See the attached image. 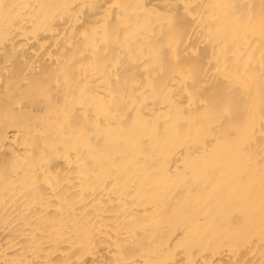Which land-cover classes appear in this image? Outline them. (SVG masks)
<instances>
[{"label": "bare ground", "instance_id": "obj_1", "mask_svg": "<svg viewBox=\"0 0 264 264\" xmlns=\"http://www.w3.org/2000/svg\"><path fill=\"white\" fill-rule=\"evenodd\" d=\"M0 264H264V0H0Z\"/></svg>", "mask_w": 264, "mask_h": 264}]
</instances>
